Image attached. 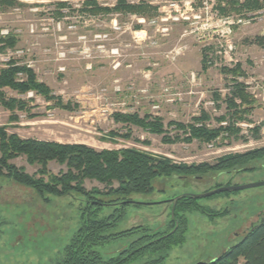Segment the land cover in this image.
<instances>
[{
  "label": "rangeland",
  "instance_id": "obj_1",
  "mask_svg": "<svg viewBox=\"0 0 264 264\" xmlns=\"http://www.w3.org/2000/svg\"><path fill=\"white\" fill-rule=\"evenodd\" d=\"M18 1L21 6L0 11V34H13L18 40L15 49L0 52V66L14 58L32 67L52 95L71 105L72 110L56 107L53 101L34 92L18 94L5 89L7 98L26 100L31 109L29 113L17 112L19 120L13 122L10 112L0 104V126H6L9 133L42 141L85 144L98 150L135 147L187 165L214 164L225 155L264 147V47L255 42L256 37H264V13H260L264 12V2L257 0L262 8L237 13L230 0H218L219 14L236 20L230 32L218 18L201 11L197 0H172L179 2L181 11L185 3L191 2L189 14L194 16L190 20L158 21L155 25L151 23L160 15L158 10L151 18L122 13L95 17L80 11L85 0ZM96 1L111 7L118 0ZM169 1L148 3L159 8ZM237 1L244 4L246 0ZM58 2H66L71 8H62ZM221 7L229 9V14H223ZM142 18L143 23L139 21ZM236 65L241 66L244 76L223 72ZM236 81L255 100L249 121L236 122L240 130L236 135L223 133L209 144H166L163 135L126 127L114 118L117 113L160 117L166 134L185 137L169 123H189L202 111L213 118L227 115V99ZM206 125L226 127L228 121L213 120ZM255 127H260L257 137L251 131ZM111 132L119 136L112 138ZM12 163L29 174L37 170L25 157ZM49 170L58 174L66 167L50 162ZM260 182H264V157L225 172L157 177L153 193L132 196L141 205L127 206L124 219L112 232L140 225L153 233L165 232L172 217L173 198ZM85 187L106 190L104 184L94 180H86ZM84 205L85 199L79 195H48L42 199L30 188L0 178V264H55L80 226ZM197 205L203 206L206 213L182 212L188 220L182 245L147 254L132 264L163 255L167 258L161 264H197L217 258L241 240H232L235 230L248 228L264 214V186L197 199ZM113 211V207L105 208L103 215ZM133 239L112 241L100 251L106 259L113 257Z\"/></svg>",
  "mask_w": 264,
  "mask_h": 264
},
{
  "label": "trees",
  "instance_id": "obj_2",
  "mask_svg": "<svg viewBox=\"0 0 264 264\" xmlns=\"http://www.w3.org/2000/svg\"><path fill=\"white\" fill-rule=\"evenodd\" d=\"M232 10L242 13L244 10H257L263 5L257 0H246L239 4L230 0ZM22 4L18 0H0V11L15 9ZM62 8L66 2H58ZM158 7L148 3V0L130 2L118 0L113 6H102L96 0H85L80 11L91 16L104 14L138 15L151 18L157 13ZM223 14H229V9L221 7ZM62 13L59 14V18ZM256 44L264 47V37H256ZM18 40L15 35L0 34V52L15 49ZM204 65L207 67L206 60ZM240 65L235 68H224L223 72L235 77L244 76ZM5 89L18 94L34 92L48 101H53L56 107L72 110L71 105L64 104L61 98L52 95L50 87L41 82L27 64L10 58L0 66V104L10 112L13 122L19 117L17 112H30L29 102L23 99L7 98ZM218 97V96H217ZM240 101V103L237 102ZM255 100L246 91L245 86L234 82L232 93L227 99V115L213 118L206 111L194 116L189 123L172 121L169 126L178 133L171 137L167 132L164 121L160 117L146 115L140 117L137 113L114 115L117 123L126 127L136 126L154 135H163L166 144L178 142L209 144L216 141L223 133L228 136L236 135L239 129L236 122L247 120L254 109ZM216 120L218 123L228 121V126L207 127L206 123ZM6 126H0V178H7L18 186L33 190L39 197H65L79 195L85 199L81 210L80 226L65 246L55 264H132L147 254L167 252L174 246L182 245L186 238L188 220L182 214L189 210H200L206 213L203 206L197 205V199L188 195L181 199L176 206L174 218L171 217L169 228L165 232H152L148 227L136 226L120 232H112L124 219L126 207L139 206L132 196L151 194L154 192L153 181L157 177H193L212 172H225L237 167H243L251 161L264 157V147L247 151L242 154H229L220 157L216 163L203 162L199 164L176 163L168 157L157 156L135 147L119 150H98L85 144H66L55 141H42L22 138L16 133H9ZM257 137L260 127L251 130ZM187 135V136H186ZM119 134L111 132L110 137ZM129 138V135H122ZM25 157L30 166L37 168L34 174H29L25 168L18 167L12 161ZM56 162L65 166L66 170L58 174L49 170V163ZM248 170V169H242ZM86 180H94L105 185L106 190L85 187ZM117 184V186H115ZM113 207L114 211L103 215L105 208ZM216 217L217 215H209ZM213 219V218H212ZM179 225L178 230L170 234ZM167 237H164L166 236ZM122 238H134L127 248L117 255L105 258L100 249L112 241ZM166 255L151 258L142 264H161ZM207 264H264V214L247 230L239 242L225 250L217 258Z\"/></svg>",
  "mask_w": 264,
  "mask_h": 264
},
{
  "label": "built area",
  "instance_id": "obj_3",
  "mask_svg": "<svg viewBox=\"0 0 264 264\" xmlns=\"http://www.w3.org/2000/svg\"><path fill=\"white\" fill-rule=\"evenodd\" d=\"M200 3V10L201 11H205L207 14H211V16L216 17L219 19V21H222L224 23V25L227 26L228 30L231 32L232 26L235 24L234 17H230L227 16L225 18H223L220 14L219 11L217 9V5H218V0H197ZM264 2V0H259ZM154 4V3H152ZM184 7V11H181V8L179 6V2L178 1H169L167 3V5L165 7H160L158 8V11L160 13V15L153 20V22L151 24H157L158 21H165L168 22L170 20L176 21V22H181V21H188L190 20V16H194V15H190L189 12L192 9L191 6V2H187L185 3ZM260 13H264L263 11H261ZM164 15H166L164 17ZM264 18V17H263ZM139 21L141 23L145 22V19H139ZM239 21H241V19H239ZM242 126H246L248 127L247 124H240Z\"/></svg>",
  "mask_w": 264,
  "mask_h": 264
},
{
  "label": "water",
  "instance_id": "obj_4",
  "mask_svg": "<svg viewBox=\"0 0 264 264\" xmlns=\"http://www.w3.org/2000/svg\"><path fill=\"white\" fill-rule=\"evenodd\" d=\"M260 186H264V182H260V183H256V184H249V185H241V186L220 187V188H217L213 191L203 193V194H182V195H179V196L173 198L172 200H170V202H172V211H171L172 218H174L177 203L181 199L187 197L188 195L192 196L195 199H203V198H208V197H211V196L219 194V193L230 192V191H242V190H247L250 188H255V187H260ZM254 224H255V222H253L251 224V226H253ZM178 227H179V225L176 224L174 230L170 234L175 233L178 230ZM164 237H167V235ZM197 264H207V263L206 262H199Z\"/></svg>",
  "mask_w": 264,
  "mask_h": 264
},
{
  "label": "crops",
  "instance_id": "obj_5",
  "mask_svg": "<svg viewBox=\"0 0 264 264\" xmlns=\"http://www.w3.org/2000/svg\"><path fill=\"white\" fill-rule=\"evenodd\" d=\"M251 224H252V223H251ZM251 224H250V226H251ZM250 226H249V227H250ZM249 227H248V228H244V226H243L241 229H237V230H235V231L232 233V236H231L232 240H233V239H239V238L244 237V235H245V233L247 232V230L249 229Z\"/></svg>",
  "mask_w": 264,
  "mask_h": 264
},
{
  "label": "flooded vegetation",
  "instance_id": "obj_6",
  "mask_svg": "<svg viewBox=\"0 0 264 264\" xmlns=\"http://www.w3.org/2000/svg\"><path fill=\"white\" fill-rule=\"evenodd\" d=\"M259 219H261V216H260V215H259V217H258V220H259ZM258 220H257V221H258ZM257 221H256V222H257Z\"/></svg>",
  "mask_w": 264,
  "mask_h": 264
}]
</instances>
